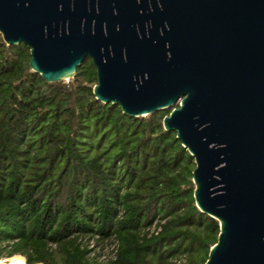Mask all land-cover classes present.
I'll return each mask as SVG.
<instances>
[{
	"label": "water",
	"instance_id": "95a60500",
	"mask_svg": "<svg viewBox=\"0 0 264 264\" xmlns=\"http://www.w3.org/2000/svg\"><path fill=\"white\" fill-rule=\"evenodd\" d=\"M0 35L48 83L90 59L97 101L171 109L195 207L219 225L204 264H264V0H0Z\"/></svg>",
	"mask_w": 264,
	"mask_h": 264
},
{
	"label": "trees",
	"instance_id": "16d2710c",
	"mask_svg": "<svg viewBox=\"0 0 264 264\" xmlns=\"http://www.w3.org/2000/svg\"><path fill=\"white\" fill-rule=\"evenodd\" d=\"M0 35V261L204 264L218 222L195 207L194 159L163 129L92 93L86 59L46 82Z\"/></svg>",
	"mask_w": 264,
	"mask_h": 264
},
{
	"label": "bare ground",
	"instance_id": "6f19581e",
	"mask_svg": "<svg viewBox=\"0 0 264 264\" xmlns=\"http://www.w3.org/2000/svg\"><path fill=\"white\" fill-rule=\"evenodd\" d=\"M0 264H26V262L23 257L15 256V257L0 261Z\"/></svg>",
	"mask_w": 264,
	"mask_h": 264
},
{
	"label": "rangeland",
	"instance_id": "374dc122",
	"mask_svg": "<svg viewBox=\"0 0 264 264\" xmlns=\"http://www.w3.org/2000/svg\"><path fill=\"white\" fill-rule=\"evenodd\" d=\"M177 107V105H174V108H176ZM171 110V109H170Z\"/></svg>",
	"mask_w": 264,
	"mask_h": 264
}]
</instances>
